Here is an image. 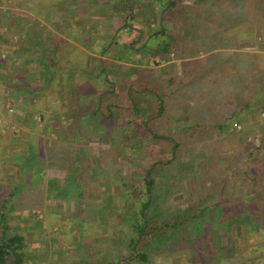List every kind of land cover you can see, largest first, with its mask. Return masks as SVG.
<instances>
[{
  "label": "crops",
  "instance_id": "1",
  "mask_svg": "<svg viewBox=\"0 0 264 264\" xmlns=\"http://www.w3.org/2000/svg\"><path fill=\"white\" fill-rule=\"evenodd\" d=\"M35 1L0 0V169L9 174L2 175L0 181L17 186L18 190L14 189L15 186L9 190L18 191L16 202L21 197L28 201L27 206L12 209L8 216L19 219L27 217L28 220L31 216H43L42 232L49 235L44 238L46 242H42L45 251L40 257L43 263L47 262L48 255L61 264H99L98 258L105 252L107 254L104 256L114 261L113 247L107 245L108 234L112 230L104 217L110 215L106 209L114 211L113 202L121 200L107 192L114 180L115 160L124 161L123 175L130 178L131 153L149 154L147 147L152 143L135 138L145 133L141 130L137 133L129 125L128 120L135 118L131 111H127L126 121L118 110L102 114L98 110L100 99L97 96L113 88L114 95L118 93L116 90L121 89L123 92L120 94L128 98L136 96L140 111L136 118L140 120L143 116L148 118L158 113L159 107L163 106L159 95L170 92L164 106L167 111L178 110L181 113L172 127L178 124L189 126V113L193 105L191 90L194 86L209 89V80H217L219 91L227 87L239 90L238 93L234 89V94L231 92L229 95L234 101L229 115L248 105L249 109H245L246 112L240 117H250L252 120L259 118L264 112V0L245 2L246 9L261 12L255 16L244 14V2L240 0L195 1L204 10L225 5L238 8L233 18L226 22L220 20V16L208 19L205 14L207 11L196 13L207 24L205 31L202 34L178 31L172 34L176 36L174 46L179 49L173 48L169 53H162L150 44V37L159 30V18L155 27L145 29V26L142 28L140 25L152 23L153 17H150V22L128 17L134 26V33L124 23L123 13L112 15L111 11L127 6L133 10L129 16H135L136 9L159 10L168 3H174L179 9L178 0H65L76 11L74 15L63 18L62 23L69 25V30L64 28L58 34L59 44L68 46V41L74 40L78 46L87 45L91 50L87 48L84 51L86 58L80 66L75 63L61 70L65 73L60 72L58 108L51 104L53 97L47 90L50 76L42 81L35 75L45 69V59L41 63V54L35 52L38 50L35 43L39 41L45 49L51 42L50 31L47 30L45 36L43 27V32L35 33L34 25H46L47 18H35L30 22L28 15L17 17L8 14V11L13 10L11 8L17 11L25 9L28 13L34 8L43 10L44 0L38 4ZM146 13L149 16L148 11ZM213 23L219 24L218 31H210ZM73 27L74 32L71 30ZM164 37L159 36L158 39ZM146 44H150L149 48ZM6 56L10 59L6 60ZM77 56H83L82 52L75 54L72 59L78 61ZM211 57L216 59V63L211 62ZM12 59L14 61L10 63ZM203 60L204 65L199 66ZM196 69V74L199 70L204 72L201 77L194 76ZM67 73L70 74L65 77ZM113 79L116 81H110ZM197 79L201 81L195 82ZM87 84L100 92L97 95L90 93L85 89L84 85ZM138 87L139 92H136ZM36 88L41 91L35 102ZM207 100L215 102L213 96H208ZM38 101H41V110L48 109L46 112H38ZM45 115L48 120L43 121L42 127L41 124L37 127L35 117ZM54 136L57 139H52ZM132 177L137 179L135 175ZM58 218L62 219L61 223ZM100 219L105 225H97ZM93 222L95 231L100 230L101 235H91L89 229ZM37 224L40 222L32 221L28 229L35 232ZM18 225L24 226V223L18 221ZM22 234L17 232L16 235L21 243L27 241L26 234ZM99 236L103 243L101 247L98 246ZM28 245L41 246L36 242ZM34 249L31 250L32 256L38 257Z\"/></svg>",
  "mask_w": 264,
  "mask_h": 264
},
{
  "label": "trees",
  "instance_id": "2",
  "mask_svg": "<svg viewBox=\"0 0 264 264\" xmlns=\"http://www.w3.org/2000/svg\"><path fill=\"white\" fill-rule=\"evenodd\" d=\"M250 1L251 0H240V2H244L243 5L241 4L244 14L249 13V10L245 8V2ZM47 2V0L44 1L45 6ZM62 3L67 4V1L57 2L54 6L57 7V5ZM233 5L235 4L233 3ZM175 6L174 3L162 5L159 14V30L155 33L156 35L154 34L150 37V44L155 45L162 53H169L173 48L175 50L179 49L174 46L176 43V36L172 35L177 33V31L181 33L193 32L202 34L206 29L207 24L203 18L197 14H194L191 18H185L187 17L186 15H181L177 18V22L173 23V16H170V11L175 10ZM121 7L126 10L123 16L124 23L135 33L133 29L134 26L131 24L130 18H128L129 14L133 11L132 8L128 9L126 8L127 6ZM237 8H230L229 5L210 8L207 10L206 17L210 19L220 16L219 19H224V22H226L233 18V14ZM193 19L195 20L194 23ZM172 23L174 24L173 28L171 27ZM124 28L125 25L123 24L122 29ZM219 28V24L213 23L210 26V31H218ZM139 31H141V29ZM155 36H157V39H155ZM159 36L165 37L159 40ZM53 43L54 41L52 40L49 44L50 48L45 49L41 46L39 41L35 43L36 48L41 54V63L43 59H45L44 72H39L35 75L37 79H40L44 74L47 79L51 76L50 70H54L52 72H55L56 75L55 77L51 76L48 86L52 89L58 86L61 76L60 72H62L61 70L64 66H74L75 63L80 66V64L83 63V59L86 58L83 53V56H80V60L76 61L70 59L69 63H64L63 60L59 58L60 54L54 51V48L57 47H53ZM150 44H146L147 47L148 45L150 46ZM210 60L213 63L216 59H212L211 57ZM42 65L44 67V64ZM47 65H49V68ZM202 65H204V60L202 64H199V66ZM196 72L197 69L194 75L196 78L201 77L204 73L201 70H199L197 74ZM194 81L201 80L197 79ZM217 84V80H209V89H203L201 86H199V88L196 86L193 87L190 94L193 105L189 113L191 119V125L189 126L178 124L172 127V125H176L181 113L178 110H174L173 112L167 111L166 106H164L163 100L170 93L169 90L166 91L169 93L165 94V92H163L158 97L161 99L163 105L159 107L158 113L156 112L148 118H144L143 116L140 120L136 118L138 112H140L138 111L139 106L136 102L132 101L131 104L125 105L122 100H116V97L121 95L120 93L123 92V90H116L118 93L114 95L115 90L113 88L99 95L98 110L102 114H110L113 110H118L123 114V118L126 121L127 118H125V116L128 115L127 111H131L135 118L128 120L129 125L131 124L132 127L136 129L137 133L140 132L139 130L145 133L143 135L139 134V136H135V138L140 140L146 139L151 143H157L159 147L158 153L160 155L170 153L169 158L161 157V159H154L151 156L147 164L141 168L143 170V179L139 181L142 185L141 189L143 190L141 193L142 197H139L140 199L138 201L132 202V211L125 216L124 219L127 229L126 232L123 233L129 238V244L132 250L142 245V243L154 247L160 243L162 238L173 241L179 239L184 241L188 246L191 258L214 259L221 262L224 258H227L226 249L221 247L218 242L219 233L224 228H241L247 226L246 219L252 217L254 219L253 225L260 229L264 235V175L261 174L262 170H259L257 167V163L264 165V136L261 137L260 144L256 146L254 144V137L249 140L248 136L245 138L242 136L243 130L235 133L233 128L235 123L233 120L237 117L239 118L244 111L246 112L245 109H249L250 106L247 105L246 108L244 106L240 111L236 113L232 112L231 115H229L230 107L234 106L233 98H230L231 96L229 97V95L231 92L234 94L235 90H230V88L227 87L219 91ZM243 84H245V81H243ZM7 85L9 86V84ZM169 85L171 86L173 84ZM37 89L38 88H36L34 92H36ZM135 91L139 92L138 89H135ZM153 92H155V90H153ZM208 96H213L215 102H208ZM131 97L132 96H130V98ZM243 98L245 99L246 97ZM219 100L220 103L218 102ZM231 110H234V108ZM130 116L132 115L130 114ZM231 131L234 133H231ZM225 137L229 139V142H226L227 140ZM211 140H214V142ZM223 141L230 143V148H234V150L227 149L224 151L223 156H221L218 151L208 150L209 148H204L205 150L201 151L202 148H199L200 146L209 147L208 145L220 147L224 145ZM236 142L239 144L238 147ZM202 155L203 158L208 160V166H206L208 167L207 170L213 168L212 163H214V166H217L221 161H224V163L230 161L234 166L232 171H234V177L240 186V192H234L231 187L232 179L228 177L220 179L216 176H211L210 185H206L203 178L197 181L190 178L188 180L189 183L186 182L185 184L189 194H192L194 197L193 203H188L186 207L181 210L176 208L168 210L164 208L165 213L170 211L173 212L164 215V217L162 215L164 220L158 219V216L154 213H156V209H158L156 203L158 201L157 197L160 195L159 193L163 191L168 193L171 191L170 186L172 178L177 177L180 181L184 177V173L180 174L182 175L180 179L176 175L175 170L179 171L183 168H178L179 165H177V162L180 159H189V156L192 157V159H190L193 161L201 158ZM143 158L146 159V155H144ZM167 165H169L170 169L167 168ZM201 166L202 163L197 166L195 165V168H201ZM174 168L177 169L173 170ZM133 182L136 183L137 180ZM10 191L5 190L8 197L3 199L0 198V217L6 215L7 210L5 209H8L7 204L9 203L10 195L13 194V192ZM135 191H137V189H134L133 193ZM194 193H196V196ZM143 247L145 246L143 245ZM20 248V241L17 236L12 237L7 243H4L3 240L0 241V264H9V260H12L14 264H24L22 255L18 251ZM145 248H147V246ZM132 256L136 261L142 263L148 262L147 254L137 253Z\"/></svg>",
  "mask_w": 264,
  "mask_h": 264
},
{
  "label": "rangeland",
  "instance_id": "3",
  "mask_svg": "<svg viewBox=\"0 0 264 264\" xmlns=\"http://www.w3.org/2000/svg\"><path fill=\"white\" fill-rule=\"evenodd\" d=\"M39 1L41 0H37L35 1L36 4L39 3ZM45 1V0H44ZM47 5L45 6L44 3V9L42 10V8H34L32 10H29L30 12L28 13L27 10L24 9V11H22L23 9H19V11L15 10L14 8H11L13 10L8 11L9 15H15V16H29V20H31L30 22H33V20H35V18H40V17H45V19L50 18V21H45L46 25H40V24H36L34 25L35 27V33L37 32H43L42 28L45 27V36L47 30L50 31V42L53 40V47H57L54 48V51L59 53L60 56L59 58L61 60H63L64 63H69V60L72 59V57L75 54H79L80 52H82V54L87 51L86 49L89 48L90 46H81L77 43H75L76 41H72L69 42L68 41V46L65 45H60L59 44V33L62 32V30H64V28L66 30H69L65 23H62L63 18H65L67 15H74V11H76L75 7H72V5L69 4H59L57 5V7H55L54 5L57 2H61L65 0H47ZM195 1H200V0H178V4L181 8L179 9H175L173 11H170V16H173L172 20L174 22H176V19L179 18L181 15H186L187 17L185 18H191L193 17L194 14L202 12L205 13L207 11V9L204 10V8L198 7L197 3H195ZM120 5V4H119ZM193 5H195L193 7ZM200 5V4H198ZM192 6V7H191ZM191 7V8H189ZM124 11H123V10ZM86 10V9H84ZM137 12L135 13V16H128L130 18L132 17H138L139 20H147L150 22V17L152 18V23H142L140 26L143 28V26H145L146 28H153L155 27L156 23H158V18H159V14H160V9L156 10V9H149V10H145V9H136ZM149 13V16H147V12ZM11 12V14L9 13ZM72 12V13H70ZM99 12V11H98ZM126 10L124 8H122L121 6L119 7V9L111 11V14H121V13H125ZM260 11H254L252 9L249 10V15H260ZM201 14V13H200ZM206 14V13H205ZM99 15V13L97 14ZM130 15V14H129ZM151 15V16H150ZM248 15V16H249ZM154 16H157L156 18ZM137 19V18H136ZM157 19V21L155 20ZM184 19V18H183ZM40 20V19H39ZM133 20V19H132ZM55 21V22H54ZM130 21V20H129ZM48 23V24H47ZM51 23V24H50ZM64 24V25H63ZM74 28H71V30H73L72 32H74ZM41 30V31H40ZM64 33V32H63ZM30 34V33H28ZM64 41V40H63ZM77 44V46L75 45ZM19 47V45L17 46V48ZM149 47V46H148ZM50 48V46L48 47ZM19 49V48H18ZM57 49V50H56ZM91 50V49H90ZM53 51V52H54ZM35 52L39 53L38 50H35ZM37 53H35L37 55ZM75 53V54H74ZM148 53H150V50L148 49ZM152 53V52H151ZM86 55V54H85ZM38 58V57H37ZM10 59L9 57L6 56V60ZM77 60H80V56L76 57ZM83 59V58H82ZM84 60V59H83ZM160 60V59H158ZM14 59H12L10 61L13 62ZM67 67H70V65H67ZM51 71V76L55 77V72H52L54 70H50ZM65 73V72H63ZM10 75H14L13 72H9ZM70 73H67L66 75H64L65 77H67ZM8 75V74H7ZM50 76V78H51ZM45 78L44 74L40 77V79L43 81ZM110 81H116V79L110 80ZM57 83V82H56ZM85 89L87 91H90V93H95L96 95L100 92L98 89L96 88H92V86H89V84L84 85ZM233 87V86H232ZM48 92L50 93V96L53 100V102H51V104H55V108H58V94H59V88L58 86H56L55 91L54 88H50ZM136 89H139L136 88ZM235 89V88H233ZM121 90V89H120ZM119 90V91H120ZM231 90V89H230ZM236 90V89H235ZM35 91V90H34ZM41 90H37L36 92H34V99L36 102V99H38V96H40V92ZM239 93V90H236ZM100 95V94H99ZM99 95L97 97H99ZM132 98V99H131ZM131 98H128L126 96H124L123 94L118 95L116 97V100H123L125 105H129L133 102H136L137 97L136 96H132ZM164 103L166 102V100H163ZM41 101L36 103V107L38 108V112L42 113V112H46V110H48L47 108H45L46 110L44 111V108L41 110ZM54 105H52V109H53ZM141 109H143L141 107ZM37 110V109H36ZM245 113V112H244ZM243 113V114H244ZM263 114L258 117H256L254 120L249 118L246 119H242L240 118H236L233 120V122L236 124V127H233L236 132L242 131L243 130V134L242 136L245 137H249V140L255 139L254 144L256 146H258L260 144V139L261 137L264 136V112H262ZM242 114V115H243ZM261 114V113H260ZM47 115V114H46ZM35 117V125L37 127H39V124H41V127L44 125L43 121L48 120V118L46 117ZM241 119V120H240ZM54 124V122H53ZM105 125V124H104ZM234 126V125H233ZM11 127V126H10ZM9 127V128H10ZM12 128V127H11ZM16 129V127H14ZM233 130V131H234ZM11 132V131H10ZM231 133H234L231 131ZM13 136V135H11ZM54 136V138L52 137V139H57V137ZM228 137V136H227ZM73 139V138H71ZM225 139L227 140L226 142H229V139L225 137ZM70 140V139H69ZM66 141H68V138H66ZM214 142V140H211ZM223 141L224 145L217 147V146H211L208 145L209 147H204V146H200L199 148H202L201 151H204L206 149L208 150H214V151H218V153L221 154V156H223V152L226 151L227 149H232L234 150V148H230L229 144L230 143H226ZM100 143L102 144V142L100 141ZM104 144V143H103ZM237 147H238V142H236ZM211 146V147H210ZM149 151V154H146V159L143 158V153H131L133 154L131 160L130 161V171L131 173L130 178L127 177V175H123V162L124 161H117V159L115 160V172H114V180L111 184V186H109L107 192L109 193V195H114L116 199H121V200H116L114 203V211H112L110 208L106 209L107 213H109L110 215H108L105 221H108V223H106L109 228L112 230L111 233L108 234V242L107 245H109L110 247H113V252H114V261L112 260L111 257L106 258V256H104L105 254H107V252H103L104 254L101 255L98 258L99 264H264V235L262 234V231L258 228H256L253 225L254 219L251 217L250 219H246V223L247 226L244 227H226L223 230L220 231V235L218 236V242L220 244L221 247H224L226 249L227 252V258H224L221 262H218L217 260L214 259H210V260H206V259H195V258H191L189 255V248L186 245V243L182 240H170V239H164L162 238L160 240V243H158L156 246L151 247L148 246L149 244H144L142 243V245H139L138 247H136V249L132 250L129 244V238L127 236H125V232H126V224H125V216H127L128 214L131 213L132 209V202L138 201L141 197H142V192L143 190L142 185L140 183L139 180L143 179V170L141 169L143 166H145V164H147V161L151 159V156L154 159H161V157L164 158H169V154L170 153H165V155H160L158 153V145L157 143H152L149 147H147ZM108 154H110L108 152ZM193 155V154H192ZM148 156V157H147ZM192 157L189 156V159H180L177 162L178 168L179 167H183L181 170H175L177 168H174L173 170H175L176 175L178 176V178L180 179V174L184 173V177L182 180H178L177 177L172 178L171 180V186H170V192L166 193L165 191H163L162 193H159L160 195L157 197L158 201L156 203V206L158 209H156V214L158 216V219L160 220H164V215H168V213L173 212H164V208H167L168 210L171 209H179L181 210L182 208L184 209L186 207V205L188 203H193L194 197L192 194H189V192L187 191L186 188V182H188V180L194 179L195 181L199 180L200 178H203L205 180V184L206 185H210L211 181L210 178L211 176H216L217 178L222 179L223 177L225 178H230L232 179L231 182V187L233 188L234 192L238 193L240 192V186L237 183L236 178L234 177V171L233 168V164L230 163V161H226L224 163V161H221L218 163V165L214 166L213 164V168H210L207 170L208 166V160L203 158V155L201 158L199 159H195V160H191ZM208 158V157H207ZM222 158V157H221ZM165 160V159H164ZM216 160V159H214ZM202 163L201 168L196 167L198 164ZM141 166V167H140ZM168 169H170L169 165H167ZM257 167L258 169L262 170L261 174L264 175V165H261L259 163H257ZM166 168V169H167ZM203 170V171H202ZM207 170V171H206ZM202 171V172H201ZM206 171V172H204ZM0 177L2 178V175H6L9 176L8 172H6L4 169H0ZM216 173V174H215ZM136 176L135 179L132 176L133 175ZM141 174V175H140ZM215 174V175H214ZM102 177V176H101ZM7 178V177H5ZM104 178V177H103ZM9 181V178H7ZM10 180H12V178L10 177ZM137 180L136 183H134L133 181ZM66 182V180H65ZM122 184H124L122 186ZM194 185V184H193ZM15 186V188H14ZM19 187V186H18ZM12 188L18 190L17 186L14 185L13 183L10 184L6 181H3V183L0 181V198H6L8 197L5 190L9 191ZM65 187H62V189H64ZM20 189V187H19ZM134 189H137V191H134ZM65 190V189H64ZM142 190V191H141ZM18 192V191H17ZM17 192L13 191L14 194L11 195V197L9 198V203L7 204L8 209L6 211V215L1 216L0 217V241H4V243H7L12 237L17 235V232H23V236H27V241H23V243L20 242V249L18 250L19 253L22 255V260L24 262V264H61L62 262L59 261H53L52 258H50L47 255L46 261L45 263H43L42 258L40 257V254L45 251L44 249H42V242L43 240L45 241L47 238L49 237V235L47 234H43L42 230L43 229V216L36 215L34 218L31 216L28 220V218H24V219H19L16 218L14 216H8L9 213H11L10 211L12 209H17V208H21L22 205L27 206V200L25 197H21L18 202H16V198H17ZM19 195V194H18ZM194 195L196 196V193H194ZM123 198H122V197ZM140 197V198H139ZM21 200V202H20ZM130 201V202H129ZM16 202V204H15ZM4 210V211H5ZM37 214V213H36ZM163 215V217H162ZM3 217V219H2ZM36 221V222H40V224H37V228L35 230V232L32 229H28L29 225L32 224V221ZM59 222H62V219L58 218ZM18 221L20 223H24V226H19L18 225ZM31 222V223H30ZM99 226L101 225H105V223L100 219V222L97 224ZM91 230V235L94 237V233H98V235L100 234V230L95 231V222L92 223L91 228L89 229ZM55 231V230H54ZM124 232V233H123ZM28 233V234H27ZM181 237V236H180ZM99 240H98V246L101 247L103 245L102 238L101 236H99ZM6 240V242H5ZM106 241V240H105ZM30 242H36V243H40L41 246L40 247H36V246H30L28 245V243ZM46 242V241H45ZM143 245L145 247H143ZM142 246V247H141ZM36 248V250L34 249ZM34 249L35 252L37 254H39L38 257H33L31 250ZM109 254L110 251L108 250ZM137 253H141V254H147L148 256V262L146 263H142L140 261H136L134 260V257L132 256L133 254L136 255ZM113 261V263H112ZM49 262V263H48ZM9 264H14V262H12V260H9Z\"/></svg>",
  "mask_w": 264,
  "mask_h": 264
},
{
  "label": "built area",
  "instance_id": "4",
  "mask_svg": "<svg viewBox=\"0 0 264 264\" xmlns=\"http://www.w3.org/2000/svg\"><path fill=\"white\" fill-rule=\"evenodd\" d=\"M234 127H236V124H234Z\"/></svg>",
  "mask_w": 264,
  "mask_h": 264
}]
</instances>
